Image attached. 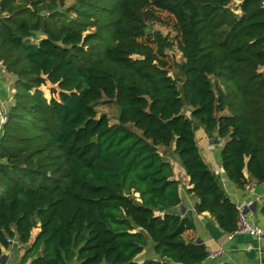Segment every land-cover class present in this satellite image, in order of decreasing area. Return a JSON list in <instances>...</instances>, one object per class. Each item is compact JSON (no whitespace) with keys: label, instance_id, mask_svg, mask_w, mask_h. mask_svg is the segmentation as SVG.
I'll return each instance as SVG.
<instances>
[{"label":"trees","instance_id":"16d2710c","mask_svg":"<svg viewBox=\"0 0 264 264\" xmlns=\"http://www.w3.org/2000/svg\"><path fill=\"white\" fill-rule=\"evenodd\" d=\"M66 2L0 0V64L15 77L0 128V255L16 236L21 264H201L209 251L170 211L180 181L158 146L177 155L197 211L235 232L236 204L193 120L224 139L228 180L264 181V0ZM158 11L173 18L175 74L173 40L148 30ZM103 98L114 123L97 113ZM148 238L156 257L137 262Z\"/></svg>","mask_w":264,"mask_h":264},{"label":"crops","instance_id":"0c3cea01","mask_svg":"<svg viewBox=\"0 0 264 264\" xmlns=\"http://www.w3.org/2000/svg\"><path fill=\"white\" fill-rule=\"evenodd\" d=\"M14 79V75L5 71L0 64V102L2 103L1 108L3 107L5 111L13 102ZM1 125L2 118L0 115V128ZM199 138L202 139L201 144L198 138L197 142L204 160L219 175L222 186L231 200L235 204L240 202L248 203L246 210L248 217L258 226L264 227V215L261 212V207L264 205V181L256 182L255 179L245 173L247 178L245 185L241 188L235 186L226 177L219 161L221 139H214L213 137L210 140L205 131L204 133L200 131ZM178 169L183 173L175 174V177L180 181L179 195L181 200L178 205L170 208V211L180 216H187L193 221L194 227L183 233L184 239L202 243L209 252L221 250V253L216 258L213 259L207 256L201 264H264V238L258 240L245 232H233L230 234L223 232L209 212L197 211L196 198L188 191L191 187L189 177L184 173L182 167ZM38 230V227L32 229L31 240ZM15 248L20 250L15 252ZM24 249V245H9V247L3 248L0 255V264H21L20 258L24 253Z\"/></svg>","mask_w":264,"mask_h":264},{"label":"rangeland","instance_id":"374dc122","mask_svg":"<svg viewBox=\"0 0 264 264\" xmlns=\"http://www.w3.org/2000/svg\"><path fill=\"white\" fill-rule=\"evenodd\" d=\"M72 0H67L66 4H70ZM237 4L236 1H233V3L231 4V6L235 7V5ZM160 20H153L151 22L148 23V30L150 32L153 33V35L157 32L160 33L161 36H168L169 39L173 40V45L171 47H165L164 51L167 54V60L169 62V73L170 74H175V72H177V67H176V63L180 62L182 60L181 57V52L175 42L174 39V35L175 32L173 31V18L172 16L165 12V11H158L157 12ZM133 57H136V55H133ZM52 86L49 83L43 84L40 86L41 90L43 91L44 95L46 98H50L51 96H56V94H53L52 92ZM96 109H97V113L98 114H106V116L109 119L110 123H114L117 121V114H118V108L116 106V104L114 102H107L105 101V99H101L98 104L96 105ZM186 113L188 114V111H186ZM193 125L195 128V135L196 138H198L199 143L201 144V138H199L200 135V131L204 133L203 127L202 125L197 121V120H193ZM127 126L138 132L139 130L137 128H135L131 123H128ZM211 140V139H210ZM222 143L224 142V139L221 140ZM158 148L165 153L166 157H168L169 159H171L173 161V165L174 168L177 172V174H183L181 173V171L178 169L181 166L179 165L178 162V158L177 155L173 152H171L170 149L168 148H163V146H158ZM152 241L150 238H148V242L143 250L142 253H140L139 255H137L136 260L137 262H141L144 258H153L156 257V253L154 252L153 248H152ZM23 248V246H22ZM19 248H15V252L19 251ZM69 264H78L76 258H73V260L69 263ZM100 264H108L105 261H102Z\"/></svg>","mask_w":264,"mask_h":264},{"label":"built area","instance_id":"2783aa9c","mask_svg":"<svg viewBox=\"0 0 264 264\" xmlns=\"http://www.w3.org/2000/svg\"><path fill=\"white\" fill-rule=\"evenodd\" d=\"M1 105L2 103L0 102V115H1L2 123H3L6 119V111L3 107L1 108ZM247 207H248V203H245V202H240L236 204L238 226L235 232L248 233L251 236L257 238L258 240L264 238V227H260L257 224H255L253 221H251L246 211ZM7 242L9 245H12V246L20 245V242L16 236L8 237ZM220 253H221V250H215V251L209 252L208 256L214 259Z\"/></svg>","mask_w":264,"mask_h":264}]
</instances>
